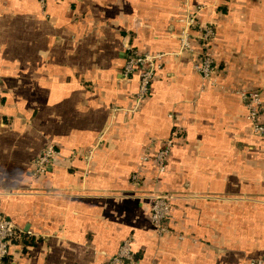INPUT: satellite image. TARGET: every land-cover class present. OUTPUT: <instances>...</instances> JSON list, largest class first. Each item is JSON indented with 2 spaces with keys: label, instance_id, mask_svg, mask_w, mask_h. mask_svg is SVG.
Segmentation results:
<instances>
[{
  "label": "crops",
  "instance_id": "crops-1",
  "mask_svg": "<svg viewBox=\"0 0 264 264\" xmlns=\"http://www.w3.org/2000/svg\"><path fill=\"white\" fill-rule=\"evenodd\" d=\"M199 4L215 29V81L203 86L197 53L173 54L177 19ZM125 41L168 53L133 111ZM250 90L264 95V0H0V211L30 232L2 264H106L126 237L140 264H264V137L240 95ZM167 139L166 170L155 180L147 162L136 189L140 155ZM48 142L61 160L32 178ZM153 189L177 197L163 235Z\"/></svg>",
  "mask_w": 264,
  "mask_h": 264
},
{
  "label": "built area",
  "instance_id": "built-area-1",
  "mask_svg": "<svg viewBox=\"0 0 264 264\" xmlns=\"http://www.w3.org/2000/svg\"><path fill=\"white\" fill-rule=\"evenodd\" d=\"M44 4L45 0H38ZM204 5H197L187 9L177 19L178 22V49L173 54L197 53V58L193 63L195 72L201 79L202 86L211 84L215 81V58L212 53L211 43L215 36V29L212 25L202 23L200 16ZM123 46L126 50V58L122 69V75L126 78L136 74L138 77V88L134 95L133 106L130 111L137 110L150 91L151 83L155 78L161 62L168 53L140 52L125 41ZM240 95L245 100L246 115L245 119L250 123L254 133L264 137V95L261 91L250 90L241 91ZM170 139L164 141L163 145L155 151L152 157L156 175L163 173L166 169V159L170 151ZM89 152V151H87ZM148 153L140 155V164L130 175V182L138 188L143 187V173L145 172L146 162L149 160ZM90 159V153L86 155V160ZM60 151L54 143L48 142L35 156L30 172L32 178L41 177L46 173L49 164L60 162ZM156 178V176H155ZM150 200L149 217L153 228L158 235L170 232L169 217L172 209V198L175 196L153 189L148 195ZM30 235L29 231L17 226L13 221L6 218L0 211V264L15 253L13 245L15 241ZM131 238L126 237L122 240L115 253L109 256L106 264H140L135 258ZM262 259H253L250 264H262Z\"/></svg>",
  "mask_w": 264,
  "mask_h": 264
},
{
  "label": "rangeland",
  "instance_id": "rangeland-1",
  "mask_svg": "<svg viewBox=\"0 0 264 264\" xmlns=\"http://www.w3.org/2000/svg\"><path fill=\"white\" fill-rule=\"evenodd\" d=\"M212 44V43H211ZM138 88V87H137ZM137 91V90H136ZM136 93V92H135ZM135 95V94H134ZM133 102H134V96H133ZM133 106V105H132ZM170 142H171V144H172V140L170 139ZM163 143H164V141H163ZM161 147V146H160ZM160 147H158L157 149H155V151L156 150H158ZM170 149H171V146H170ZM88 151L89 152H87V154L88 153H90V157H91V155H92V151H93V148H89L88 149ZM155 151H153V153H149V152H146V153H148V155H149V160L147 161V162H150V161H152V157H153V154L155 153ZM169 153H170V151H169ZM168 156H169V154H168ZM168 156H167V159H168ZM166 159V166H167V160ZM90 160V159H89ZM147 162H146V164H147ZM153 163V162H152ZM166 170V169H165ZM155 176H156V178H155ZM155 176H154V179L156 180L157 178H158V175H156L155 174ZM153 179V180H154ZM143 180H144V178H143ZM144 182V181H143ZM154 183V182H153ZM164 192H167V193H169V194H171V195H173V196H175L173 193H171V192H168V191H164ZM176 199H177V197L175 196L174 198H172V206H173V203H175V201H176ZM170 221V220H169ZM169 233V232H168Z\"/></svg>",
  "mask_w": 264,
  "mask_h": 264
}]
</instances>
